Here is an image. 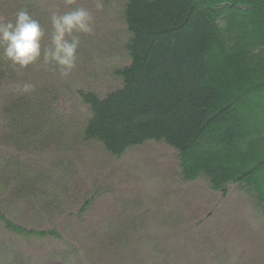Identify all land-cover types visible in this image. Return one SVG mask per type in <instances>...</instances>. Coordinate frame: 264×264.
I'll list each match as a JSON object with an SVG mask.
<instances>
[{
	"label": "rangeland",
	"instance_id": "obj_1",
	"mask_svg": "<svg viewBox=\"0 0 264 264\" xmlns=\"http://www.w3.org/2000/svg\"><path fill=\"white\" fill-rule=\"evenodd\" d=\"M128 2L100 0L97 9V0H0V24L28 11L45 29L42 48L54 13L84 8L92 16V32L76 34L81 43L70 77L41 58L8 72L0 86L1 106L18 95L45 108L31 104L32 121L21 128L29 138L21 142L2 136L0 108V156L16 157L31 186L22 198L11 193L19 179L9 178L8 187L0 174V211L24 229L58 235L24 238L0 221V264H264V215L255 192L230 185L224 195L204 177L185 181L178 152L163 142L115 157L82 139L92 112L80 94L116 92L124 85L118 72L131 65ZM23 83L33 91L22 93ZM9 91L16 96L7 98Z\"/></svg>",
	"mask_w": 264,
	"mask_h": 264
},
{
	"label": "trees",
	"instance_id": "obj_2",
	"mask_svg": "<svg viewBox=\"0 0 264 264\" xmlns=\"http://www.w3.org/2000/svg\"><path fill=\"white\" fill-rule=\"evenodd\" d=\"M125 7L132 62L118 72L121 89L105 98L80 94L92 112L84 142H99L115 157L163 142L178 152L185 181L204 177L224 195L230 185L243 186L264 215V0H129ZM12 71L0 60V86ZM23 97L0 105L1 132L13 142L29 138L21 128L34 109H45H30ZM21 168L16 157L0 156L3 184L19 179L11 193L24 198L31 186ZM0 221L12 235L58 238L24 229L1 211Z\"/></svg>",
	"mask_w": 264,
	"mask_h": 264
},
{
	"label": "clouds",
	"instance_id": "obj_3",
	"mask_svg": "<svg viewBox=\"0 0 264 264\" xmlns=\"http://www.w3.org/2000/svg\"><path fill=\"white\" fill-rule=\"evenodd\" d=\"M97 9L102 3L97 0ZM50 43L42 48L46 35L41 23L26 10L14 13V21L0 24V60L8 62L16 69H27L41 58L45 64H53L61 78L70 77L77 64V50L80 38L76 34L92 32V16L84 8H77L64 14H53L50 17ZM22 93L33 91L30 83L18 84Z\"/></svg>",
	"mask_w": 264,
	"mask_h": 264
}]
</instances>
